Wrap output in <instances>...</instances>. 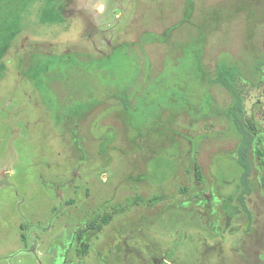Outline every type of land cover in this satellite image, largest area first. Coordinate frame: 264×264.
<instances>
[{
    "label": "rangeland",
    "instance_id": "obj_1",
    "mask_svg": "<svg viewBox=\"0 0 264 264\" xmlns=\"http://www.w3.org/2000/svg\"><path fill=\"white\" fill-rule=\"evenodd\" d=\"M0 12V264H264V0Z\"/></svg>",
    "mask_w": 264,
    "mask_h": 264
},
{
    "label": "trees",
    "instance_id": "obj_2",
    "mask_svg": "<svg viewBox=\"0 0 264 264\" xmlns=\"http://www.w3.org/2000/svg\"><path fill=\"white\" fill-rule=\"evenodd\" d=\"M263 64H264V57L255 66V68L259 69L260 66ZM223 82L225 83L231 98L230 109H229V120L231 123V127L234 133L236 134V136L238 137V139L240 140L239 145L237 147L235 160L241 170L240 178H239L241 187L236 196V199L239 202L242 211L247 213L248 216L251 217L250 210L247 206V198L249 195H251L253 188V186L251 185V173L253 170L251 153L253 149L255 136L242 120L241 115L244 109V103L242 96L235 87L234 81H232L229 76L224 75ZM260 155L264 159V150L260 151ZM196 176L197 179L200 178L198 174H196ZM263 189H264V177H263ZM247 229L248 230L251 229V224L250 226L247 227Z\"/></svg>",
    "mask_w": 264,
    "mask_h": 264
}]
</instances>
